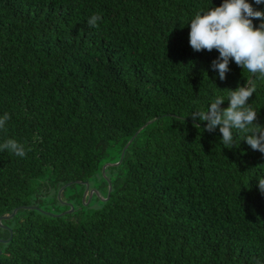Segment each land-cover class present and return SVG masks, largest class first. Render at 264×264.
Wrapping results in <instances>:
<instances>
[{"label": "trees", "instance_id": "1", "mask_svg": "<svg viewBox=\"0 0 264 264\" xmlns=\"http://www.w3.org/2000/svg\"><path fill=\"white\" fill-rule=\"evenodd\" d=\"M209 6L0 0V115L10 116L0 144L13 138L26 150L0 151V219L19 209L0 223V264H264L254 177L264 153L243 140L224 147L218 128L198 129L189 115L252 79L233 62L220 80L219 53L190 46L185 24ZM256 85L249 102L264 125ZM102 178L110 199L92 212L84 196ZM79 186L75 212L30 209L34 190Z\"/></svg>", "mask_w": 264, "mask_h": 264}, {"label": "clouds", "instance_id": "2", "mask_svg": "<svg viewBox=\"0 0 264 264\" xmlns=\"http://www.w3.org/2000/svg\"><path fill=\"white\" fill-rule=\"evenodd\" d=\"M255 5H264V0H254ZM253 0H222L219 5L197 11L185 25L190 26L189 44L194 51L215 49L219 55L212 61V69L220 80L227 77L230 64L235 63L251 74L235 88H227L226 94H215L206 107L194 108L189 115L194 126L203 131L215 132L218 128L220 142L224 147H239L240 142L264 153V125L257 122L258 111L249 102L256 93V80L264 82V8L254 7ZM102 17L93 14L88 24L98 26ZM259 23H254V20ZM216 84V83H215ZM227 107H222L224 101ZM10 119L8 113L0 115V129ZM237 138L239 142L237 143ZM7 149L18 157H24V144L9 138L0 144V151ZM259 190L264 193V172L254 176Z\"/></svg>", "mask_w": 264, "mask_h": 264}, {"label": "rangeland", "instance_id": "3", "mask_svg": "<svg viewBox=\"0 0 264 264\" xmlns=\"http://www.w3.org/2000/svg\"><path fill=\"white\" fill-rule=\"evenodd\" d=\"M122 162L119 164H115V165L108 164L106 169H108L111 166H118L122 164ZM106 171H105V176H106ZM106 177L108 178V176ZM103 187L104 185H103V178H102L100 179L99 182H97L96 186L90 190L89 193H88V189L85 193L83 203L92 212L99 209V207H101L106 202V200H108V198L105 197L107 196V193L103 189ZM82 192H83L82 186H79L78 189L76 190H69L66 194H63V195H61L60 193L57 196L54 192H50L48 195L45 196L43 195V193L40 194L38 191L34 190L32 197H30L28 201L29 203L32 204L30 209L46 210L44 212L53 214L56 212L57 208L61 210H65V209L67 210L68 206L71 207V209L74 208V206H72L74 205L73 204L74 201H71V200H73V197L75 196L77 198L80 194H82ZM71 209H69L68 211L64 213H71Z\"/></svg>", "mask_w": 264, "mask_h": 264}, {"label": "water", "instance_id": "4", "mask_svg": "<svg viewBox=\"0 0 264 264\" xmlns=\"http://www.w3.org/2000/svg\"><path fill=\"white\" fill-rule=\"evenodd\" d=\"M89 187H90V186H89ZM112 190H113V189L111 188V191H112ZM89 192H90V188L88 189V193H89ZM109 199H110V197H109ZM109 199H108V200H109ZM18 210H19V209H17V210L15 211V213H14L12 216H10V217H3V218H1V219H0V223H2V221H3L4 219H8V218L13 217V216L18 212ZM72 212H75V208H72V209H71V213H72ZM66 214H68V213H66ZM0 253H1V252H0Z\"/></svg>", "mask_w": 264, "mask_h": 264}]
</instances>
